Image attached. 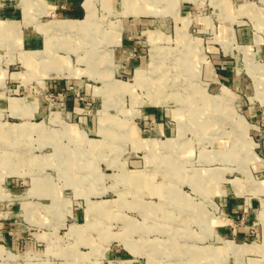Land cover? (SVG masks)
<instances>
[{"label":"rangeland","instance_id":"1","mask_svg":"<svg viewBox=\"0 0 264 264\" xmlns=\"http://www.w3.org/2000/svg\"><path fill=\"white\" fill-rule=\"evenodd\" d=\"M79 2L0 0V264H264V0Z\"/></svg>","mask_w":264,"mask_h":264},{"label":"crops","instance_id":"2","mask_svg":"<svg viewBox=\"0 0 264 264\" xmlns=\"http://www.w3.org/2000/svg\"><path fill=\"white\" fill-rule=\"evenodd\" d=\"M37 1H41L45 5L49 4V2L52 3L50 6L52 9H55H53L55 11V14L62 13L68 17L75 18L71 20H76L84 14L83 6L79 2V0H46L48 1L47 4L46 2H44V0Z\"/></svg>","mask_w":264,"mask_h":264},{"label":"bare ground","instance_id":"3","mask_svg":"<svg viewBox=\"0 0 264 264\" xmlns=\"http://www.w3.org/2000/svg\"><path fill=\"white\" fill-rule=\"evenodd\" d=\"M67 21H70V20H67ZM69 24H70V23H69ZM70 25H71V24H70ZM64 26H69V25H68V23H67V22H64V23L60 24V26H59V27H60L61 29H63V27H64ZM69 28H70V27H69ZM69 28H68V29H69ZM63 30H64V29H63ZM160 86H161V84L158 82V85H157V87H160Z\"/></svg>","mask_w":264,"mask_h":264}]
</instances>
